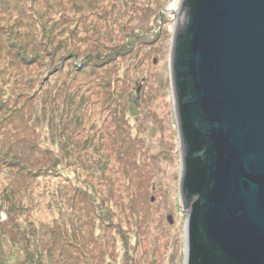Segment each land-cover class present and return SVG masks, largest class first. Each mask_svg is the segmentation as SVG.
<instances>
[{
    "label": "rangeland",
    "instance_id": "1",
    "mask_svg": "<svg viewBox=\"0 0 264 264\" xmlns=\"http://www.w3.org/2000/svg\"><path fill=\"white\" fill-rule=\"evenodd\" d=\"M114 1L101 0L98 11L108 12ZM134 1L130 5L142 13L137 16L152 5L148 0ZM178 2L156 0L147 14L149 19L157 16L156 28L148 32L136 28L141 31L134 36L136 21L119 30L114 24L118 19L110 18V28L120 32L116 40L105 41L107 51L116 52L120 70L111 84L108 76L113 64L104 71L95 66V71H89L81 58L86 48L72 47V33L83 32L92 9L85 17L67 8L77 7L79 0H0V264H102L101 249L82 240L88 237L87 229L95 227L106 231L102 249L109 250L113 240L119 248L115 260L105 254L104 264H184L187 215L181 206V155L170 81ZM33 6L46 11L43 17L34 15ZM81 36L90 38L88 33ZM124 36L131 38L126 45ZM20 43L29 49L21 53ZM155 56L158 63L152 62ZM122 86L123 97L117 92ZM141 86L144 96L139 98ZM141 97L144 104L139 102ZM120 98L127 113L124 121L119 113L113 115L110 104ZM72 118L81 119L82 124L75 126ZM128 129L133 137L140 134L147 150L144 161L149 160L146 171L156 173L150 184L155 190L149 196L152 210L140 201L149 216L141 211L139 220L115 203L128 201V177L117 152L122 138L126 139L123 150L131 148ZM130 155H134L131 150L125 153ZM101 178L113 192L111 204L103 205L107 209L94 208L101 202L97 191ZM79 209L84 211L76 214L80 228L72 230L67 225L69 234L63 229L57 235V243L60 238L73 258L59 261L52 228L70 220L69 214ZM112 223L120 230L110 228ZM125 248L131 249L129 255Z\"/></svg>",
    "mask_w": 264,
    "mask_h": 264
},
{
    "label": "water",
    "instance_id": "2",
    "mask_svg": "<svg viewBox=\"0 0 264 264\" xmlns=\"http://www.w3.org/2000/svg\"><path fill=\"white\" fill-rule=\"evenodd\" d=\"M175 8L184 264H264V0Z\"/></svg>",
    "mask_w": 264,
    "mask_h": 264
},
{
    "label": "trees",
    "instance_id": "3",
    "mask_svg": "<svg viewBox=\"0 0 264 264\" xmlns=\"http://www.w3.org/2000/svg\"><path fill=\"white\" fill-rule=\"evenodd\" d=\"M68 1L71 2L72 0H68ZM130 1H134V0H130ZM130 1L129 0H115L114 3H112L108 7V9H109L108 12H99L98 11L101 8V7H99L101 5V0H79L80 3L75 8H72V6H71V8L66 6L67 8L70 9L69 13L71 12L74 15V14H76V12H80V13L82 12V15H85V17H87L89 9H92L89 12V15H91V17H89L90 20L87 23L88 25H86L84 27L85 29L83 30V32L81 31L80 34L78 31L72 33V39H73L72 40V47L76 46L78 48H80V47L86 48L85 54H83V57H81V58H82V60H84V63H86V64H88V66H90L89 71H92V69L94 70V68H93L94 66L97 68L101 67L104 71V69L111 67L110 65L113 64L111 67V70H113V71L109 74L111 77L108 76V79H109V81H111V84H112L113 80H116L115 77L118 76V73H120V70H119V66H118L119 64L116 62V59H115L116 55H113V54H116V52H113V53L108 52L106 47L109 45V43H105V41L112 42V41L116 40L118 38V35H120V32H119V34L117 31H116L117 33H115V31L110 28V25H111L110 24V21H111L110 18L118 19L117 21L114 22V24L116 27L119 26L117 28L119 30L124 27V24L127 25L128 23L130 24V23H133L134 21H136L137 24L134 23V25L135 24L136 25H135V27H133L134 28V31L132 32L133 36L136 35V33H139L141 31L139 29L136 30V28H140V29L144 30L145 32H148V31L156 28L155 25H157V22H158L157 16H155L153 19H149V17L147 16L148 11L150 9H152V5H154L156 3V0H148V1H150L149 3L152 5H150L147 9H142L145 12V14H143V16H137V14H142V13H140V10L136 6L130 5V3H129ZM33 7H34L33 13L36 16L38 14L40 16H42V15H44V13H46V11H39L38 9L35 8V6H33ZM131 17L133 18L132 20H131ZM134 19H136V20H134ZM46 22L44 24H42L43 30H45L44 33L45 32L47 33ZM135 30L137 32H135ZM34 31H35V29H34ZM82 33H88L90 38H88L87 36H81ZM155 34L158 35V32H156ZM159 34L161 35V33H159ZM160 35L153 38L152 44L158 42V40L160 39L159 38ZM129 39L131 40V38H129V37L125 38V36H124V45H126L128 43ZM17 49L21 50V53H22V51H25V49H29V47H27V45L24 43H20V44H18ZM141 49L142 48H139L137 50V52L140 53ZM105 50H106V52H104ZM69 53H72V51ZM121 53H124V52H121ZM77 54H78V52L74 51V53L72 55H76V57H77ZM135 59L138 61L140 59V57L137 56ZM156 59L159 60V57L155 56V59L152 62L158 63ZM140 61H141V59H140ZM98 77H99V75H98ZM123 77H125L124 74H123ZM109 81L105 80V84H108ZM117 81H119V80H117ZM143 88L144 87H142V86H141V88H139V91L137 93L139 95V98H140V95L144 96V94L142 93ZM115 89L116 88H113V91H115ZM124 89H125V86H122L121 89L117 92L120 93V95H121L124 93L123 92ZM111 94L112 93H109V94H107V96L109 97V95H111ZM121 96L123 97V95H121ZM139 102L144 104V100L142 97H141ZM121 103H122V99L120 98L119 100H113L110 104H112L113 111L116 112L113 115L115 116L116 114L119 113L118 114L119 120L124 121L127 113L125 112V106L124 105L122 106ZM72 122L74 123L75 126H79L80 124H82L81 119L79 120L77 118H72L71 123ZM129 131H130V129H128V131L126 133H127V139L130 140L129 143L131 144V148L129 150L133 151V153H134V155L132 157H131V155H130V157L125 156V153L129 151V150H123L124 149V143H125L123 141H126L125 138H122L123 141L120 140V143L118 146L115 144L112 146L115 149H116V146L120 150L122 149L121 153H120V150L117 152L119 153V155H121V157L123 159V162H124L123 167L125 169V173L128 177V182H129V186L125 185L126 190H127V200L128 201L126 202L124 200L119 199L118 201H115V203H116V206L120 210H124V209L129 210L131 217L137 218L139 220V219H141L140 218L141 211L142 212L146 211V214L144 217L149 216V211L147 209L145 210V208H144V210H142L143 207H141L140 201L148 209L152 210L151 203L153 201L151 200V198L149 196L154 194L153 192H155V190L153 188L150 189L153 186L150 184L152 183L151 181H152V179L156 173H154L155 169L150 170L151 175L149 172L146 171V167L148 166L147 164H148L149 160L146 159L145 160L146 163L144 161V157L146 155L147 150L144 147V142L140 141V139H141V138H139L140 134L138 133V137H137L138 139H137L136 137H133L132 133L131 132L129 133ZM106 134H108V132H106ZM100 135L102 138H104L105 134L103 132H101ZM93 138H94V136H92L91 141L93 140ZM114 139H116V138H114ZM134 142L136 143V145L134 144ZM125 145H126V143H125ZM135 146H138V150H135L136 149ZM107 158H108V156H107ZM151 164H154V158H151ZM101 170H103V169H101ZM102 175H103V173H102ZM93 176L96 177V171L93 172ZM103 177L104 176H102V178ZM102 178L98 184V190H97L101 194V202L98 203V205L94 207L95 209L96 208L97 209L98 208L107 209L106 207L109 206L113 200L112 199L113 192L110 188L105 187L102 184V181H103ZM128 202L130 203V205L128 204ZM88 203H91V202L89 201ZM103 205H107V206L105 207ZM110 209L111 208H109V211H110ZM83 212H84L83 209H79V210L75 211V213H73V214L70 213L69 214V216H71L70 220L68 218L65 222H63L57 226H54L52 228L53 238L55 240V244L58 247L57 251H58L59 257H57V260L60 261V260H64L65 258H68V259L73 258V256L69 252L64 251V248H63V245L61 243L60 238L58 239L59 244L57 243V235L59 234V231L63 230V229L69 234V231L67 229V225H69L70 229H72V230H78L80 227H79V225L75 224L76 221H78V218H77L78 216H76V214L81 215V214H83ZM104 212H106V210L103 211V216L106 215ZM144 217L142 219H144ZM60 218H58V219H60ZM70 221H71V223H70ZM71 224H72V226H71ZM143 226H144V223L141 226V228H143ZM111 227H115L116 229L120 230V226H114L113 223L110 226V228ZM104 230L105 229L101 228V231L98 232L96 227L94 229L89 228V229H87L88 237L82 238V240L86 244H94L95 247H98L101 249V255L103 256V259H102L103 262L105 259V254L107 256H110V258L114 259V260L117 258V254H119V248H118V245H116L115 240H113L112 246L110 248L107 247V249H109V250L102 249L103 247L101 246V244L106 237V234H105L106 231L104 232ZM149 234L150 233H148V235ZM73 237H74V239H76L75 235ZM148 244H149V241H148ZM139 245H142L141 241H140ZM137 246H138V243H137ZM137 246L132 251H135L137 249ZM152 246L148 245L146 247L148 249H150ZM90 249H91L90 245H87L88 257H90V259H91L93 255L89 256V253L91 252ZM130 250L131 249L127 250L125 248V255H129ZM152 257H153V255H151L150 259ZM103 262H101V263L104 264Z\"/></svg>",
    "mask_w": 264,
    "mask_h": 264
}]
</instances>
